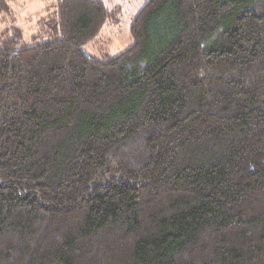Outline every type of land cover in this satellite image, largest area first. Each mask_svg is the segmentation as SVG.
I'll use <instances>...</instances> for the list:
<instances>
[{"label":"trees","instance_id":"obj_1","mask_svg":"<svg viewBox=\"0 0 264 264\" xmlns=\"http://www.w3.org/2000/svg\"><path fill=\"white\" fill-rule=\"evenodd\" d=\"M8 0H0L7 9ZM0 40V264H264V0H57Z\"/></svg>","mask_w":264,"mask_h":264},{"label":"rangeland","instance_id":"obj_2","mask_svg":"<svg viewBox=\"0 0 264 264\" xmlns=\"http://www.w3.org/2000/svg\"><path fill=\"white\" fill-rule=\"evenodd\" d=\"M115 14L105 23L97 37L85 48L102 56L117 55L133 44L131 24L147 0H102ZM0 9V40L8 34H20L23 41L45 36L50 18L57 13V0H8Z\"/></svg>","mask_w":264,"mask_h":264},{"label":"crops","instance_id":"obj_3","mask_svg":"<svg viewBox=\"0 0 264 264\" xmlns=\"http://www.w3.org/2000/svg\"><path fill=\"white\" fill-rule=\"evenodd\" d=\"M88 50V49H87Z\"/></svg>","mask_w":264,"mask_h":264}]
</instances>
